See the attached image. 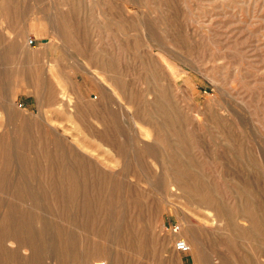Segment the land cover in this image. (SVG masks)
I'll list each match as a JSON object with an SVG mask.
<instances>
[{
  "label": "rangeland",
  "instance_id": "obj_1",
  "mask_svg": "<svg viewBox=\"0 0 264 264\" xmlns=\"http://www.w3.org/2000/svg\"><path fill=\"white\" fill-rule=\"evenodd\" d=\"M0 18V237L32 247L0 240V264H264V0Z\"/></svg>",
  "mask_w": 264,
  "mask_h": 264
},
{
  "label": "bare ground",
  "instance_id": "obj_2",
  "mask_svg": "<svg viewBox=\"0 0 264 264\" xmlns=\"http://www.w3.org/2000/svg\"><path fill=\"white\" fill-rule=\"evenodd\" d=\"M51 43V42H50ZM164 67H166V66H164ZM164 71V70H163ZM166 74V73H165ZM163 75H164V73H163ZM115 85V84H114ZM107 86V85H106ZM123 92V91H122ZM127 103H130V100H127ZM152 115V114H151ZM154 116V115H153ZM156 118V117H155ZM175 132V131H174ZM156 134H157V142H159V131L158 130H156ZM156 142V141H155ZM175 190H177L176 188H175ZM198 201H199V203H200V205L201 206H203L205 209H207V210H211V211H214V209L212 210V202H211V197L210 196H208V195H202V194H200V195H198ZM211 214V213H210ZM9 226V225H8ZM1 231V230H0ZM13 232V231H12ZM14 232H15V230H14ZM16 233V232H15ZM184 233V232H183ZM17 235H18V233H17ZM16 234H12L11 235V232H7V233H4V234H2V237H0V240H1V243H2V247H4L3 249L5 250V249H7V250H9V252H10V250L11 251H14L15 252V254H20L21 252H22V249H26L27 248V250L29 249L30 251H31V245H30V242H29V240L27 239V237H26V235H25V237H20V236H17ZM183 236H184V240L188 243V245L190 246V251H191V247H193V244H192V242L190 241V239L187 237V235H185V233L183 234ZM28 238H30L29 236H28ZM10 241L11 243H14L16 246H13L12 248H10V247H8V244H5L6 243V241ZM32 240V239H31ZM167 240L165 239L164 240V242H166ZM10 245V244H9ZM97 251H101V252H96L95 254H96V256H94V258L95 257H98V256H100V257H107L106 255H107V251L106 250H104L103 248H100V247H98L97 246ZM96 250V249H95ZM193 251V250H192ZM107 252V253H106ZM11 254V253H10ZM14 254V253H13ZM14 254V255H15ZM18 256H20V255H18ZM17 256V257H18ZM93 257V256H92ZM92 257L90 258V261L92 260V261H94L93 259H92ZM109 257V256H108ZM25 259V258H24ZM98 259V258H97ZM23 260V259H22ZM96 261V260H95ZM112 261V260H111ZM88 263L87 264H90V262H89V259H88V261H87ZM86 263V262H85ZM15 264V263H14ZM93 264V263H92Z\"/></svg>",
  "mask_w": 264,
  "mask_h": 264
},
{
  "label": "built area",
  "instance_id": "obj_3",
  "mask_svg": "<svg viewBox=\"0 0 264 264\" xmlns=\"http://www.w3.org/2000/svg\"><path fill=\"white\" fill-rule=\"evenodd\" d=\"M30 45L34 44L33 40L29 41ZM178 228L176 227L175 231H177ZM175 249L179 252V253H189L190 252V246L188 245V243L184 240V239H178L175 244H174Z\"/></svg>",
  "mask_w": 264,
  "mask_h": 264
},
{
  "label": "crops",
  "instance_id": "obj_4",
  "mask_svg": "<svg viewBox=\"0 0 264 264\" xmlns=\"http://www.w3.org/2000/svg\"><path fill=\"white\" fill-rule=\"evenodd\" d=\"M4 24H5V21H2V19L0 18V39L3 38L4 34H6V30L3 26ZM35 40H37V39H35Z\"/></svg>",
  "mask_w": 264,
  "mask_h": 264
}]
</instances>
